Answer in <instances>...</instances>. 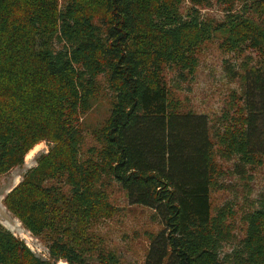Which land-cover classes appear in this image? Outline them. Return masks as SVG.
<instances>
[{"label":"trees","instance_id":"obj_1","mask_svg":"<svg viewBox=\"0 0 264 264\" xmlns=\"http://www.w3.org/2000/svg\"><path fill=\"white\" fill-rule=\"evenodd\" d=\"M186 1L0 0V183L50 144L3 201L50 258L0 224V264H120L94 233L121 213L116 189L161 220L146 264H264V190L243 210L234 199L212 202L213 192L233 189L228 177L264 165V0H188L183 13ZM213 3L220 20L203 15ZM214 39L226 54L256 57L240 72L229 66L240 91L212 120L176 90L195 78ZM104 103L86 148L84 119Z\"/></svg>","mask_w":264,"mask_h":264},{"label":"rangeland","instance_id":"obj_2","mask_svg":"<svg viewBox=\"0 0 264 264\" xmlns=\"http://www.w3.org/2000/svg\"><path fill=\"white\" fill-rule=\"evenodd\" d=\"M244 1L237 5L239 9ZM190 8L188 0L182 7V12L186 13ZM203 15L217 20L222 19L224 11L221 5L213 3L212 6L204 9ZM256 57V55L254 54ZM252 54H245L243 57L226 54L220 48L219 40L214 39L207 42L199 54L200 65L191 83L180 80L183 90H176V96L180 98L186 106L198 115H207L214 120L223 114L225 107L229 106L231 95L234 91H240L239 75L232 78L229 66L238 70L246 60V57H254ZM167 81L169 86L177 87L176 76L172 71H167ZM102 80V79H101ZM172 90H175L172 88ZM108 103L96 108L85 119V130L87 137L86 148L95 144L91 136V131L95 127H100L107 115ZM50 144L43 142L37 145L26 157V163L22 167L15 168L10 173L2 177L0 183V224L15 236L19 237L27 247L44 260L50 258L47 244L40 238L35 237L28 231L21 222L16 219L5 207L3 201L5 197L22 181V176L30 169L37 166V159L40 155L47 153ZM264 161V158H263ZM222 166L234 169V162L225 163L220 161ZM233 186L229 191H217L212 193V202L215 206H221L227 201L239 202L236 209H247L249 203L246 198L257 199L264 190V165L257 169L252 176L234 175L225 181ZM233 183V184H231ZM252 193L249 192L250 188ZM111 201L119 208L121 213L111 220H104L96 225L94 233L98 239H102L101 247L106 251L114 252L120 264H146L147 251L150 246L151 236L160 232L163 228L161 220L156 216L154 210L139 205H131L126 194L120 190L111 195ZM243 213L238 212L235 221L234 234L237 236V243L245 236V224L242 221ZM236 244H229L225 247V253H232ZM239 244V243H238ZM68 264L60 261L58 264Z\"/></svg>","mask_w":264,"mask_h":264},{"label":"bare ground","instance_id":"obj_3","mask_svg":"<svg viewBox=\"0 0 264 264\" xmlns=\"http://www.w3.org/2000/svg\"><path fill=\"white\" fill-rule=\"evenodd\" d=\"M63 264H65V263H63Z\"/></svg>","mask_w":264,"mask_h":264},{"label":"built area","instance_id":"obj_4","mask_svg":"<svg viewBox=\"0 0 264 264\" xmlns=\"http://www.w3.org/2000/svg\"><path fill=\"white\" fill-rule=\"evenodd\" d=\"M30 247V246H29ZM31 248V247H30Z\"/></svg>","mask_w":264,"mask_h":264}]
</instances>
